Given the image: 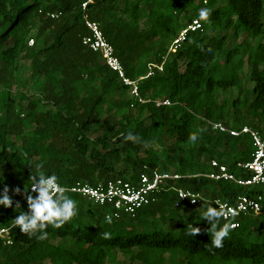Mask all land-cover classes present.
<instances>
[{
    "label": "trees",
    "instance_id": "trees-1",
    "mask_svg": "<svg viewBox=\"0 0 264 264\" xmlns=\"http://www.w3.org/2000/svg\"><path fill=\"white\" fill-rule=\"evenodd\" d=\"M84 1L0 0V193L7 187L13 200L11 208L0 206V230L9 231L8 238L0 236V263L111 264L121 253L141 264H167L168 255L178 264H264V187L206 176L218 171L213 161L237 178L252 175L243 167L254 159L250 135L215 132L209 121L237 130L248 126L264 135V0H228L220 6L219 0H94L85 11ZM201 8L210 10L207 21L198 19ZM188 10L193 15L184 22ZM85 14L99 24L144 103L99 52L84 45L90 35ZM195 19L202 28L177 53H169ZM219 30L250 40L228 48L227 34H208ZM22 61L31 66L23 86L42 80L39 98L19 93ZM162 64L147 77L151 65ZM245 67L252 89L245 88ZM232 88L238 97L221 101L220 92ZM166 99L170 106H157ZM129 132L140 142L124 139ZM39 164L59 177L78 208L62 228L49 226L44 240L12 222L28 211L24 192ZM154 172L179 173L181 179L162 185L135 216L115 218L109 205L72 191L117 179L137 183ZM179 190L200 195L202 202L182 201ZM259 195V212L220 218V226H238L222 247L212 246L210 225L201 219L207 207ZM188 224L201 232L189 235ZM251 233L261 240H249Z\"/></svg>",
    "mask_w": 264,
    "mask_h": 264
},
{
    "label": "built area",
    "instance_id": "built-area-1",
    "mask_svg": "<svg viewBox=\"0 0 264 264\" xmlns=\"http://www.w3.org/2000/svg\"><path fill=\"white\" fill-rule=\"evenodd\" d=\"M94 0H85L82 4L84 11L88 5L93 3ZM55 17V15H53ZM85 24L90 30V35L83 39V43L94 52H99L105 59L107 65L113 70L118 72L119 76L123 79L125 84L133 86L132 96L135 97L139 103H144L145 100L141 98L138 85L125 77L123 65L115 53L114 47L107 41L98 23L89 20L88 16L84 15ZM202 28L199 20L195 19L189 23L172 42L169 53H177L179 49L188 41L189 35L192 32H197ZM163 69V64L150 66V73L147 77L153 74V69ZM172 102L168 99L157 102V106H170ZM209 126L215 132L221 134H229L233 137L241 135H250L255 147V154L253 161L243 165L252 175L249 179L237 178L234 174L230 173L228 168L224 165L218 164L216 161L212 162L214 168L218 171L207 174L206 176L213 180H230L243 187H264V135L258 130L244 126L241 129H233L220 122L209 121ZM181 175L175 172L160 173L154 172L149 175H142L137 183L125 182L121 179L109 181L106 185L93 188L89 185L73 188V192L82 193L83 196L88 197L94 203L99 205H109L113 210V216L120 218L121 214L135 216L137 211L149 203L151 195L159 192L162 185L168 181L179 180ZM179 198L182 201L190 200L194 205H200L202 202L201 196L193 194L190 191H178ZM193 200H196L195 203ZM262 197L259 195L257 198L249 196H240L236 203H222L224 205V212L226 216L222 217L224 220H230L238 217L242 213L251 211L259 212L262 209ZM236 227L238 223H234ZM235 227V228H236ZM233 228V229H235ZM8 229H1L0 236L4 239L8 238ZM6 243L10 245L12 242L7 240ZM1 264V263H0Z\"/></svg>",
    "mask_w": 264,
    "mask_h": 264
},
{
    "label": "clouds",
    "instance_id": "clouds-1",
    "mask_svg": "<svg viewBox=\"0 0 264 264\" xmlns=\"http://www.w3.org/2000/svg\"><path fill=\"white\" fill-rule=\"evenodd\" d=\"M210 15V10L201 8L198 13V19L207 21ZM124 139L133 142H140L141 138L129 132ZM193 141L197 139L194 133L190 136ZM37 174H33L30 181L31 186L25 189L24 196L27 201L28 211H21L19 215L12 221L15 226H18L22 233L29 236L35 235L38 240L47 238L46 229L62 228L66 223L70 222L74 216L78 214L76 201L65 195V187L59 182V177L56 174H47L42 169L43 164L36 166ZM16 194H21V190L17 188ZM33 193L35 195H33ZM196 200H193L195 203ZM219 207H213L210 204L202 213L201 219L210 225L211 245L220 248L223 246L225 238L228 237L231 229L235 228V224L224 223L220 226L219 221L221 217L226 216L224 212V205L214 202ZM13 200L9 195V189L4 188L0 193V206L11 208ZM19 207V204H17ZM188 234L195 237L201 232L199 227L188 224ZM105 238L108 233H103Z\"/></svg>",
    "mask_w": 264,
    "mask_h": 264
},
{
    "label": "rangeland",
    "instance_id": "rangeland-1",
    "mask_svg": "<svg viewBox=\"0 0 264 264\" xmlns=\"http://www.w3.org/2000/svg\"><path fill=\"white\" fill-rule=\"evenodd\" d=\"M228 0H219V6L220 5H224L227 3ZM192 16L193 15V11L191 10H188L187 12H185L181 18L184 19L185 16ZM184 22H186V19H184ZM143 29H145V27H142ZM208 34L211 35V36H214V35H220V36H223L225 34H227L229 36V43L227 44V47H232L234 42L237 41V43L239 42H242L247 38V35L246 34H242L239 39H235L234 38V33L232 31H225V30H219V31H208ZM250 40V39H248ZM21 73L20 75L16 78V81H17V84L20 85V91L19 93H28L29 95H35V97L39 98L40 97V94H41V91H42V80H35V81H29V82H26V86L24 84V82L26 80H28L29 78V74H30V62L28 61H22L21 62ZM241 75H242V78L244 80V83H245V88L246 89H252L253 87V83L251 82L250 80V70L248 67H245V69L241 72ZM22 85V86H21ZM238 97V90L236 88H232L230 90H228L227 92H224V91H221L220 92V100L223 101V99H230V100H234ZM125 101H128V98H124ZM128 109L127 107L123 109L122 113L126 112ZM133 113H136V110H133L132 111ZM2 114V111H0V115ZM121 115V114H119ZM249 240H261V236L256 234V233H251L250 236H249ZM57 244L58 243H63V244H68L67 243V240H59L56 242ZM137 251V250H136ZM117 258L115 260L114 263H111V264H141V262L139 261H134L132 259L131 256H125V255H122L121 253H117ZM168 258V262L167 264H178L179 263V259L178 258H174V257H171L170 255L167 256Z\"/></svg>",
    "mask_w": 264,
    "mask_h": 264
}]
</instances>
